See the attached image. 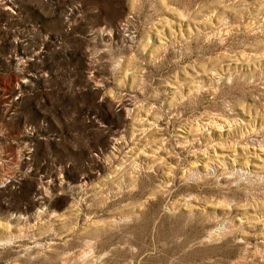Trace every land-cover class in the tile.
Listing matches in <instances>:
<instances>
[{
    "label": "rangeland",
    "instance_id": "374dc122",
    "mask_svg": "<svg viewBox=\"0 0 264 264\" xmlns=\"http://www.w3.org/2000/svg\"><path fill=\"white\" fill-rule=\"evenodd\" d=\"M0 264H264V0H0Z\"/></svg>",
    "mask_w": 264,
    "mask_h": 264
}]
</instances>
